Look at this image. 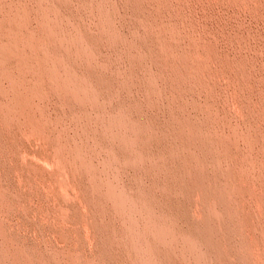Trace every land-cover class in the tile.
<instances>
[{"label": "rangeland", "instance_id": "1", "mask_svg": "<svg viewBox=\"0 0 264 264\" xmlns=\"http://www.w3.org/2000/svg\"><path fill=\"white\" fill-rule=\"evenodd\" d=\"M0 20V44L32 36L4 65L0 264H264V0H0Z\"/></svg>", "mask_w": 264, "mask_h": 264}, {"label": "bare ground", "instance_id": "2", "mask_svg": "<svg viewBox=\"0 0 264 264\" xmlns=\"http://www.w3.org/2000/svg\"><path fill=\"white\" fill-rule=\"evenodd\" d=\"M47 15H48V14H47ZM22 19H23V18H22ZM0 21H1V20H0ZM46 21H47V20H46ZM8 22H10V21H8ZM12 23H13V25H14V30H12V29L9 30L8 26H7V27L5 26V29L11 32V33L9 32L10 34H8V35L11 36L12 41H11L8 45H6V43H5L4 45L0 44V97H1V96H4V95H1V94H4L3 92L6 90L7 87H10V89H11L10 91L14 90V92H15V89L19 88V87H18L19 82H17V80L15 81V79L13 80V75H12V71H11L12 69L9 70L10 68L8 69V68H6V67L4 66L5 63H6V62H5V59L8 58V57H9V58L12 57V59L15 58V59L19 60L21 63H22V62H23V63H26V62L28 61V59H29V58H27L26 56H27V55L29 56L30 53H31V55H32V51H31L30 53H28V54L25 56V54L23 53V50H21L22 48L20 49L19 46H18V44H17V43H18L17 41H19L20 43H21V42H24V40H25L26 42H29L30 39H32V36H31L30 34H26V33L22 30V25H21L20 22H14V21H13ZM7 24H8V23H7ZM9 24H10V23H9ZM2 26H4V24L1 23V24H0V27H2ZM47 27H48V26H47ZM54 27H55V26H54ZM26 28H27V26H26ZM0 29H2V28H0ZM114 29H115V28H114ZM3 30H4V28H3ZM0 31H1V30H0ZM3 32H5V31H3ZM78 32H79V31H77V33H78ZM6 33H7V31H6ZM60 33H63L62 35L60 34V36H61L60 39H61V42L63 43V46H64L63 48H65V50H66L67 52H71V53H74V54H78V55H81L82 57H85V58H88V59H89V57H91V56L88 57V54H87V52H88L90 55L93 54V53H91V50H88V49H86V48L84 47V46L87 45L89 42H90L89 44L92 43V42H91V41H92L91 38H89V40H90V39H91V40H90V41L88 40V42H86V43H87V44H86V43H84L83 40H84V39H85V40L87 39V35H84V33L81 34V35L75 34L76 32H75L74 34H72V33H70V32H65V33H64V31H63V32H60ZM79 33H80V32H79ZM81 33H82V32H81ZM50 36H51V35H50ZM26 42H25V43H26ZM32 42H33V41H32ZM0 43H4V42H0ZM25 43H23V44H25ZM94 43H95V41H94ZM33 44H34V43H33ZM89 44H88V45H89ZM19 45H20V44H19ZM29 45H30V44H29ZM88 45H87V46H88ZM92 45H93V43H92ZM22 46H23V45H22ZM34 46H35V45H34ZM34 46L31 45L30 48H31V47L34 48ZM36 46H37V45H36ZM87 46H86V47H87ZM89 46H91V45H89ZM89 46H88V48L91 49ZM41 47H42V46H41ZM36 48H37V47H36ZM36 48H34V49H36ZM34 49H33V51H34ZM37 50H39V49L37 48ZM24 51H25V50H24ZM40 51H41V50H40ZM89 51H90V52H89ZM37 52L39 53V51H37ZM43 52H44V50H43ZM43 52H42V53H43ZM57 52H58V51H57ZM57 52H55V53H57ZM135 52H136V51H135ZM26 53H27V52H26ZM42 53L37 54V55H38V56H37L38 59H39V55H41ZM53 53H54V52H53ZM55 53L53 54L54 57L57 56V54H58V53H57V54H55ZM71 53H70V54H71ZM210 53H211V52H210ZM35 54H36V52H35ZM43 54H44V53H43ZM74 54H73V55H74ZM78 55H77V56H78ZM34 56H35V55H34ZM49 56H50V55H49ZM59 56H60V55H59ZM59 56H58V57H59ZM92 56H93V55H92ZM25 57L27 58V61L24 62ZM29 57H32V56H29ZM41 57H42V56H40V58H41ZM43 57H44V56H43ZM43 57H42V58H43ZM55 58H56V57H55ZM55 58H54V59H55ZM60 58H61V57H60ZM60 58H57L56 60L58 61V59H60ZM62 58H63V56H62ZM62 58H61V59H62ZM32 59H33V58H32ZM44 59H45L46 61H45ZM44 59H43V60L45 61V63L43 62V60H42V61H41V59L39 60V61L43 62V63H40L41 65H42V64H46V62H47L46 57H44ZM75 59H76V58H75ZM91 59H92V58H91ZM93 59H94V56H93ZM95 59H96V58H95ZM95 59H94V60H95ZM29 60H31V59H29ZM34 60H35V59H34ZM56 60H55V61H56ZM59 61H60V60H59ZM59 61H58V63H59ZM90 61H91V63L94 62L93 60H90ZM60 62H61V61H60ZM96 62H97V61H96ZM8 63H9V62H8ZM61 63H62V62H61ZM61 63H59V64H61ZM26 64H28V63H26ZM29 64H30V63H29ZM93 64H94V63H93ZM47 65H48V63H47ZM47 65H46V66H47ZM55 65H56V63H55ZM10 66H12V65H10ZM21 66H23V65L21 64V65H20V68H21ZM24 66H25V65H24ZM42 66H43V65H42ZM42 66H41V67H42ZM44 66H45V65H44ZM60 66H61V65H60ZM62 66H64V65H62ZM94 66H95V65H94ZM25 67H26V66H25ZM27 67H28V66H27ZM37 67H38V66H37ZM48 67H49V66H48ZM68 67H69V66H68ZM68 67H67V68H68ZM31 68H32V65H31ZM42 68H43V67H42ZM51 68H52V67H51ZM60 68H61V67H60ZM69 68H70V67H69ZM72 68H73V67H72ZM72 68H71V70H72ZM92 68H93V67H92ZM22 69H24V67H23ZM27 69H28V68H27ZM29 69H30V68H29ZM40 69H41V68H40ZM49 69H50V68H49ZM49 69H47V68L44 67V69H43L44 73H45L47 76H48V75H50V77L52 76L53 79L55 78L54 80H56V78H57L59 75H57V72H55V73H56V74H55L53 70H52V72H51ZM62 69H63V68H62ZM101 69H102V68H101ZM19 70H20V69H19ZM31 70H32V69H31ZM56 70H58V69H56ZM73 70H74V69H73ZM73 70H72V71H73ZM22 71H24V70H22ZM36 71H37V70H36ZM39 71H41V70H39ZM58 71H59V70H58ZM60 71H61V70H60ZM60 71L58 72L59 74H60ZM66 71L68 72L67 69H65L64 72L66 73ZM69 71H70V69H69ZM13 73H14V72H13ZM19 73H20V72H19ZM24 73H25V72H24ZM26 73H28V72H26ZM32 73H35V72L32 71ZM38 73H39V72H38ZM44 73H43V74H44ZM62 73H63V72H62ZM62 73H61L60 75H62ZM68 73L71 74V72H68ZM99 73H100V72H99ZM14 74H15V73H14ZM20 74L22 75L23 73H20ZM39 74H40V73H39ZM45 74H44V75H45ZM72 74H73V75H68V74H67V76H69V77H70V76H71V77L73 76V77H74V76H76L78 73L76 74V71H75V73L72 72ZM74 74H76V75H74ZM17 75H18V74H17ZM46 75H45V77H46ZM25 76H26V75H25ZM40 76H41V75H40ZM62 76H64V75H62ZM79 76H80V75H79ZM20 77H22V76H20ZM20 77H19V78H20ZM29 77H30V76H29ZM45 77H44V78H45ZM50 77H49V78H50ZM64 77H65V76H64ZM64 77L62 78V80H64ZM69 77H67V78L65 77L67 80L63 81V83H65L66 81H67V82L70 81V78H69ZM73 77H72V78H73ZM80 77H81V78H80ZM80 77H79V81H80V79H82V76H80ZM97 77H98V76H97ZM14 78H15V77H14ZM17 78H18V77H17ZM19 78H18V79H19ZM37 78H38V77H37ZM40 78H41V77H40ZM59 78H60V77H59ZM72 78H71V80H72ZM74 78L76 79V77H74ZM74 78H73V79H74ZM88 78H89V77H88ZM38 79H39V78H38ZM41 79H42V78H41ZM45 79H46V78H45ZM45 79H44V80H45ZM53 79L51 78V79H49V80H51V81L53 82ZM57 79H58V78H57ZM60 79H61V78H60ZM75 79H74V80H75ZM24 80H25V79H24ZM26 80H27V79H26ZM39 80H40V79H39ZM39 80L37 81V85H38V82H40ZM42 80H43V79H42ZM42 80H41V81H42ZM62 80H61V81H62ZM74 80H73V81H74ZM76 80H77V79H76ZM87 80H88V79H87ZM89 80H90V79H89ZM91 80H92V77H91ZM13 81H14L15 83H16V82L18 83L17 86L13 84V83H14ZM46 81H47V79H46ZM77 81H78V80H77ZM81 81L83 82V83H82L83 86H85V85H84V84H85V83H84L85 79H84V80H81ZM96 81H98V80L96 79ZM21 82H22V81H21ZM42 82H43V81H42ZM49 82H50V81H49ZM52 82H51V83H52ZM56 82H57V81H56ZM58 82L60 83V80H58ZM58 82H57V83H58ZM67 82H66V83H67ZM34 83H36V81H35ZM53 83H54V82H53ZM57 83H55V84H57ZM61 83H62V82H61ZM63 83L60 85V86H62V85L64 86V87H62V88L59 87V85H57V86L60 88L59 91H61V92H62V90H63V91L66 90V87H67V88L70 87V86H69V87L66 86L67 84H69V85L71 84V82L67 83L66 85L63 84ZM75 83H76V82H75ZM75 83H74V84H75ZM86 83H89L88 86H90V84H91L90 82H86ZM94 83H95V82H94ZM41 84H42V83H41ZM19 85H20V84H19ZM72 85H73V82H72ZM72 85H71V86H72ZM15 86H16L17 88H15ZM31 86H32V84H31ZM33 86H34V85H33ZM39 86H40V85H39ZM52 86H53V85H52ZM52 86H51V87H52ZM83 86L81 87L80 85H79V86H78V85H77V86L73 85L72 87H74V89H73L74 91H73L72 89H69V90H72V92H74L75 95H73V96H79L80 99L83 98L82 100H84V99L86 98V99H89L91 102H95V103L98 102V103L100 104V101H97V99H98L97 94H96V98H97V99L94 97V96H95V95H94L95 93H94V94L91 93L92 96H90V95H89L90 92H89L88 90L85 91V90H86L85 88L87 87V84H86L85 88H84ZM92 86H93V85H92ZM95 86H96V85H95ZM25 87H26V86H25ZM36 87H37V86H36ZM36 87H35V88H36ZM58 87H57V88H58ZM72 87H71V88H72ZM98 87H99V86H98ZM20 88H23V87H20ZM59 88H58V89H59ZM63 88H65V89H63ZM82 88H83V89H82ZM87 88L91 90V88H93V87H91V88H90V87H87ZM40 89H41V88H40ZM61 89H62V90H61ZM93 89H94V88H93ZM99 89H100V88H99ZM8 90H9V89H8ZM8 90H7V91H8ZM30 90H31V89H30ZM16 91H17V90H16ZM34 91H35V90H34ZM43 91H44V90H43ZM123 91H124V90H123ZM143 91H144V90H143ZM8 92H9V91H8ZM8 92H7V93H8ZM21 92H22V90H21ZM23 92H25V91H23ZM27 92H28V91H27ZM36 92H37V91H36ZM66 92H67V91H66ZM72 92H71V93H72ZM88 92H89V93H88ZM91 92H92V91H91ZM15 93H16V92H15ZM29 93H30V92H29ZM64 93H65V92H64ZM67 93H70V92L68 91ZM5 94H6V92H5ZM11 94H12V93H11ZM11 94L9 95V97H12L13 95H15V94H13V95L11 96ZM24 94H25V93H24ZM24 94H23V95H24ZM17 95H19V94H17ZM21 95H22V93H21ZM27 95H28V94H27ZM29 95H30V94H29ZM35 95H36V94H35ZM41 95H42V94H41ZM44 95H45V94H44ZM93 95H94V96H93ZM147 95H148V94H147ZM156 96H157V95H156ZM24 97H25V96H24ZM41 97H42V96H41ZM3 98H5V97H2V99H3ZM15 98H16V97H15ZM30 98H31V97H30ZM119 98H120V97H119ZM6 99H8V95H7V97H6L3 101H5ZM9 99H10V98H9ZM25 99H26V98H25ZM33 99H34V98H33ZM35 99H37V98H35ZM86 99H85V100H86ZM190 99H191V98H190ZM12 100H13V98H12ZM17 100H18V99H17ZM23 100H24V99H23ZM92 100H93V101H92ZM0 101H1V100H0ZM3 101H2V102H3ZM6 101H7V100H6ZM8 101H9V100H8ZM28 101H29V100H28ZM28 101H27V102H28ZM34 101H35V100H34ZM105 101H106V100H105ZM22 102H23V101H22ZM27 102H26V103H27ZM43 102H44V101H43ZM82 102H83V101H82ZM82 102H81V103H82ZM88 102H89V101H88ZM11 103H12V102H11ZM13 103H14V101H13ZM34 103H35V102H34ZM93 104H94V103H93ZM99 104H98V107L101 108L102 106L99 105ZM1 105H2V104H1ZM27 105H28V104H27ZM41 105H42V104H41ZM95 105H96V104H94V106H95ZM2 106H4V104H3ZM31 106H32V105H31ZM36 106H37V105H36ZM131 106H132V105H131ZM0 107H1V106H0ZM6 107H7V106H6ZM15 107H16V104H15ZM24 107H25V106H24ZM37 107H38V106H37ZM86 107H87V106H86ZM2 109H4V107H3ZM5 109H7V108H5ZM8 109H10V108H8ZM12 109H13V108H12ZM16 109H17V108H16ZM32 109H34V108H32ZM21 110H22V109H21ZM27 110H28V109H27ZM19 111H20V110H18V112H19ZM8 112H9V111H8ZM14 112L18 114V112H16V111H14ZM34 112H35V111H34ZM44 112H45V111H44ZM1 113H2V112H1ZM5 113H6V112H5ZM9 113H10V112H9ZM35 113H36V112H35ZM126 113H127V114H126V116H127V121H126V122H129L130 118L128 117V116H129V115H128V112H126ZM2 114H3V113H2ZM6 114H7V113H6ZM10 114H11V113H10ZM124 114H125V113H124ZM129 114H130V113H129ZM131 114H132V113H131ZM19 115H21V114H19ZM19 115H17V116H19ZM25 115H26V114H25ZM27 115H28V114H27ZM27 115H26V116H27ZM32 115H33V114H32ZM122 115H123V113H122ZM122 115H121V120H122L123 117H124V116H122ZM133 115H134V114H133ZM13 116H15V114H13ZM40 116H41V115H40ZM140 116H142V114H141ZM140 116H139V117H140ZM11 117H12V116H11ZM27 117H28V116H27ZM38 117H39V116H38ZM142 117H143V116H142ZM9 118H10V117H9ZM31 118H32V117H31ZM31 118H30V119H31ZM35 118H36V117H35ZM43 118H44V117H43ZM128 118H129V120H128ZM13 119H14V118H12L11 121H12ZM15 119L17 120V117H16ZM15 119H14L13 121H15ZM46 119H47V118H46ZM46 119H45V121H46ZM119 119H120V118H119ZM143 119H144V118H143ZM7 120H8V118H7ZM23 120H24V119H23ZM124 120H126V119H124ZM124 120H123V121H124ZM131 120H132V119H131ZM136 120L139 121L140 119L138 120V118H136ZM141 120H142V119H141ZM145 120H146V119H145ZM11 121H10V122H11ZM19 121H21V120H19ZM43 121H44V120H43ZM101 121H102V120H101ZM117 121H118V120H117ZM123 121H122V122H123ZM132 121H133V120H132ZM137 121H134L133 123L135 124V122H136V123H137L136 125H138V122H137ZM148 121H149V119H148ZM10 122H9V123H10ZM17 122H18V121H17ZM22 122H23V121H22ZM22 122H21V123H22ZM106 122H107V121H106ZM106 122H105V123H106ZM119 122H120V121H119ZM119 122H118V123H119ZM139 122H140V121H139ZM144 122L147 123V120L144 121ZM14 123H15V122H14ZM21 123H20V124H21ZM43 123H45V122H43ZM116 123H117V122H116ZM116 123H115V124H116ZM118 123L116 124V126H115L114 124H113V125H114L115 127H117V126L120 127L121 125L119 126ZM133 123H131V121H130L129 124H132V125H133ZM29 124H30V123H29ZM40 124H41V123H40ZM124 124L126 125V123H125V122L122 123L123 127L125 126ZM140 124H141V122H140ZM147 124H148V123H147ZM150 124H151V123H150ZM150 124H149V125H150ZM153 124H154V123H153ZM153 124H152V125H153ZM94 125H95V124H94ZM113 125H112V126H113ZM127 125H128V124H127ZM132 125L130 126L129 130H131V128L133 129V128L136 127V126L133 127ZM143 125H144V124H143ZM145 125H146V124H145ZM11 126H12V125H11ZM19 126H20V125H19ZM46 126H47V125H46ZM150 126H151V125H150ZM126 127H127V126H126ZM140 127H141V125H140ZM142 127H143V126H142ZM142 127H141V128H142ZM154 127H155V126H154ZM154 127H153V128H154ZM156 127H158V126H156ZM156 127H155V128H156ZM10 128H11V127H10ZM27 128H28V127H27ZM27 128H26V129H27ZM136 128H137V127H136ZM138 128H139V126H138ZM146 128H147V127H146ZM151 128H152V127H151ZM153 128H152V130H153ZM4 129H5V128H4ZM32 129H33V128H32ZM32 129H31V130H32ZM125 129H126V128H125ZM143 129H144V128H143ZM148 129H149V128H148ZM7 130H8V129H7ZM49 130H50V129H49ZM127 130H128V127H127ZM127 130H126V131H127ZM140 130H142V129H140ZM145 130H146V129H145ZM154 130H156V129H154ZM37 131H38V130H37ZM89 131H90V130H89ZM137 131L139 132L138 129H136L135 132H137ZM143 131H144V130H143ZM143 131H141V134H142V133L145 134ZM149 131H150L151 134H152L151 129H150ZM25 132H26V131H25ZM44 132H45V131H44ZM31 133H32V132H31ZM34 133H36V132H34ZM49 133H50V131H49ZM153 133H154V132H153ZM4 134H6V133H4ZM27 134H28V133H27ZM27 134H24V135L26 136ZM45 134H46V133H45ZM151 134H150V135H151ZM49 135H50V134H49ZM49 135H48V136H49ZM152 135L154 136V134H152ZM155 135H156V134H155ZM30 136H32V134H31ZM58 136H60V135H58ZM153 136H152V137H153ZM26 137H27V136H26ZM129 137H131V136H129ZM0 138H1V137H0ZM24 138H25V137H24ZM41 138H42V137H41ZM45 138H47V136H45ZM59 138H60V137H59ZM116 138H117V137H116ZM132 138H133V137H131V139H132ZM47 139H48V138H47ZM127 139H128V138H127ZM129 139H130V138H129ZM145 139H149V138H145ZM37 140H38V138H37ZM57 140H58V138H57ZM58 141H59V140H58ZM124 141H125V140H124ZM134 141H135V140H134ZM134 141H132V142H134ZM55 142H57V141L55 140ZM61 142H63V141H61ZM126 142H127V141H125V144H131V143H132V142H130L129 140H128V143H126ZM134 143H135V142H134ZM56 144H57V143H56ZM59 144H61V143L59 142ZM62 144H63V143H62ZM125 144H124V145H125ZM132 144H133V143H132ZM63 145H64V144H63ZM79 145H80V144H79ZM122 145H123V144H122ZM126 146L129 147V145H126ZM126 146H125V147H126ZM130 146H131V145H130ZM64 147L68 148L69 146H68V147H67V146H64ZM53 148H54V147H53ZM58 148H60V147L57 146V148H55V149H58ZM62 148H63V147H62ZM66 148H65V150H66ZM71 148H72V147H70L69 149H71ZM129 148H130V147H129ZM57 151H58V150H57ZM61 151H63V150H61ZM66 151H68V150H66ZM66 151H65V152H66ZM85 151H86V150H85ZM27 152H28V151H27ZM54 152H55V151H54ZM68 152H69V151H68ZM70 152L74 153L73 151H70ZM57 153H58V152H57ZM72 153H69V154L72 155L73 160H74V158L76 159L78 153L82 154L80 151H79V152H75V153H77L76 155H75V154H72ZM20 154H21V153H20ZM58 154H59V153H58ZM69 154H68V155H69ZM80 154H79V155H80ZM52 155H53V154H52ZM65 155L68 156L67 153H65ZM73 155H75L76 157H74ZM79 155H78V156H79ZM53 156H54V155H53ZM61 156H63V153H62ZM81 156H82V155H81ZM70 157H71V156H70ZM72 157H71V159H72ZM79 157H80V156H79ZM79 157H78V158H79ZM52 158H53V157H52ZM65 158H67V157H65ZM69 159H70V158H69ZM87 159H88V158H87ZM92 159H93V158H92ZM55 160H57V159H55ZM58 160H59V159H58ZM73 160H72V161H73ZM78 160H80V159H78ZM82 160H83V159H82ZM82 160H81V163L83 162ZM44 161H45V160H44ZM46 161H47V160H46ZM50 161H52V160H50ZM66 161H68V160H66ZM66 161L62 160V157H60L59 163H61V165H62V167H61V168H63L62 171H65V168H64L65 165H66L65 167H67V165H69V163H68L69 161L67 162L68 164L66 163ZM72 161H71V162H72ZM84 161H85V160H84ZM74 162H76V160L73 161V165H75ZM85 163H86V162H85ZM89 163H90V162H89ZM131 163H132V162H131ZM51 164H52V163H51ZM56 164H57V163H56ZM83 164H84V163H83ZM57 165H58V164H57ZM71 165H72V164H71ZM71 165H70V166H71ZM70 166L67 167V168L70 169ZM82 166H83V165H82ZM87 166L89 167L90 165L87 164ZM87 166H86V167H87ZM54 167H55V166H54ZM86 167H85V169H86ZM88 167H87L86 170H88ZM91 167H93L92 164H91ZM74 168H75V167H74ZM91 169H92V168H90L89 170H91ZM75 170H76V169H74V171H75ZM106 171H107V170H106ZM30 173H31V171H30ZM71 173H72V171H71ZM74 173H75V172H74ZM88 178H89V177H88ZM48 181H49V180H48ZM67 183H68V182H67ZM51 187H52V186H51ZM100 190H101V189H100ZM108 190H110V189L107 188V191H108ZM125 191H126V190H125ZM199 197H200V196H199ZM127 200H128V199H127ZM140 212H141V211H140ZM62 215H63V214H62ZM142 215H143V214H142ZM256 217H257V216H256ZM211 240H212V239H211ZM209 241H210V240H209ZM209 243H210V242H209ZM17 255H18V254H17ZM82 260H83V259H82ZM15 261H16V260H15Z\"/></svg>", "mask_w": 264, "mask_h": 264}]
</instances>
